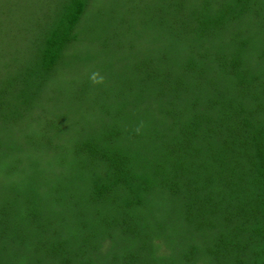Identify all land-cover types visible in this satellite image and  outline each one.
<instances>
[{
	"label": "trees",
	"instance_id": "16d2710c",
	"mask_svg": "<svg viewBox=\"0 0 264 264\" xmlns=\"http://www.w3.org/2000/svg\"><path fill=\"white\" fill-rule=\"evenodd\" d=\"M236 1L48 0L55 17L46 24L38 59L19 72L21 86L40 83L35 75L51 74L61 60L70 63L74 58L64 50L78 43L83 31V42L89 37L101 44L114 41L117 30L124 35L160 22L162 34L175 35L169 21L184 6L199 21L180 43L178 58L173 40H162L157 31L149 34V42L169 45L161 60L174 61L175 80H164L171 72L165 70L162 82L131 97L133 109L125 116L129 123H138L134 116L151 121L139 130L144 134L129 129L118 138L124 134L122 122L114 140L88 142L91 154L82 160L87 173L47 126L14 141L12 125L4 122L14 112L5 97L12 84L10 79L1 83L0 171L19 172L17 155L25 143L29 150L48 152V180L44 190L35 191L31 178L23 177L27 185L15 194H8L6 185L11 190L16 177L0 184V264H264V80L249 85L255 64L264 70V0H254L257 28L248 26L250 17L240 6L253 0ZM11 6L25 14L29 30L45 9L42 0H15ZM106 22L120 27L106 34ZM89 51V57L96 55L92 47ZM6 60L2 55L0 65ZM111 112L119 122L122 114ZM93 171L100 174L91 176ZM44 193L49 202L39 200ZM20 197L26 204L20 205ZM69 198L82 206L83 212L75 210L81 219H102L83 240L55 207L56 200L73 206Z\"/></svg>",
	"mask_w": 264,
	"mask_h": 264
},
{
	"label": "rangeland",
	"instance_id": "374dc122",
	"mask_svg": "<svg viewBox=\"0 0 264 264\" xmlns=\"http://www.w3.org/2000/svg\"><path fill=\"white\" fill-rule=\"evenodd\" d=\"M42 1L45 4V9L38 13L41 16L40 22L35 23L36 25L29 30L25 25L29 24L25 14L20 11L15 13L11 6L15 0H12L11 4H9V0H0V57L3 55L5 59H8L6 66L0 65V85L3 81L11 80L12 86L9 87L5 97L9 99L8 106L10 109H14L12 117L4 118V122L12 125V136L15 142L25 141L26 134L31 130L32 132L43 131L47 126L52 131H56L59 138H62L63 151L80 158L81 161L78 162L82 169L81 173H87L88 164L82 160L91 154L89 143L98 145L103 140H107L106 138L114 140L116 136L114 132L122 122L126 123L120 132L124 134L118 135V138L127 136L130 132L129 129H134L136 134H142L143 132L139 130L142 131L146 126H149L151 121H144L142 116H134L138 123H129L131 122L129 115H125L128 110L133 109L131 107L135 98L131 97L135 93L143 92L147 84L152 86L157 82H162L165 70L171 69V72L169 78L166 76L164 80H175L174 61L161 60L163 52L169 45L164 44L162 46L158 42H149V34L152 31H157L160 33L161 39L163 38L162 40H173L174 57L178 58L181 54L178 49L180 43L188 41V36H190L199 19L197 16L194 18L190 10H187L188 7L184 6L185 11H176V18H171L169 21L171 28L177 31L175 35H171L167 30L162 34L163 28L159 27L161 23L157 22L158 24L152 27L143 26L137 31L132 30L134 32L130 31L124 35L121 30H117L118 33L117 36H114V41H106L101 44L99 42L91 43L89 37H87V42H83L85 39V32L83 31L79 41L83 43L75 42L74 45L64 50L65 54L67 53L74 58L70 63H68L69 60L66 61L63 58L64 60L58 62V67L54 66L51 74L35 75L40 83L34 81L35 86L34 84L33 86H21L24 77L20 76L19 72L38 59L39 49L46 37V24L53 21L55 17L48 0ZM157 1L152 0V3ZM230 2L235 4L237 1L230 0ZM240 6L244 9V15L247 18L250 17L248 26L257 28L258 18L254 12L259 8V3H255L253 0L251 4H241ZM85 20L80 23L84 24ZM103 24L104 27L110 25V27H106V34L120 27V25L112 26L107 22ZM97 30L94 29V32ZM220 30L224 31L225 28ZM213 31L214 29H209L208 33ZM225 33L229 32L225 31ZM232 35L230 33L227 37ZM137 36L138 40H135ZM117 39L120 41H116ZM90 47L95 50L96 55L89 57ZM138 64L139 68L135 69ZM33 65L35 66V64ZM253 76L254 78L251 79L253 81L249 85H260L264 80V70L263 72L260 71L255 64ZM233 78L236 79L235 75ZM37 84L40 86L38 87ZM169 84L174 85V83ZM166 85L162 88L163 92L167 89ZM227 86L230 89H239V86ZM19 89L30 93L29 95H22L18 92ZM115 109L122 114L119 122L110 117L113 114L111 111H115ZM147 116L151 117L148 113ZM166 125L162 124L164 127ZM0 126L3 125L0 124ZM4 130L7 131L6 127L1 128V131ZM23 145L26 146L25 151L23 150L24 153L17 155L22 157V160L18 161L19 169H17L19 172L8 173V176L17 178V182L11 184V187L13 186L11 190L8 188L9 185H6L8 194L17 193L21 187L25 189L27 183H24L26 179L23 177L31 178L33 186H37L36 189L34 187L35 191L40 188L44 190L47 185L48 179L45 180V176L48 174V152L43 148H31L29 150L31 145L25 143ZM96 174H100V172H90L91 176H96ZM8 176L0 171V184H6L11 179ZM29 187L32 188L30 185ZM23 195L25 196L26 193ZM40 195L43 197L39 200L43 203L50 201L49 195L47 196L45 193ZM18 199L20 205L26 204L21 197ZM74 199H67L73 206L67 201L63 206L60 200H56L57 206L55 207L59 209V215L63 221L71 226L72 231L78 234L80 240H83L89 236L88 234H93L94 226L101 224L102 219L97 216L93 219L89 215L81 219L82 217L75 210L79 209V212H83L82 206H77ZM60 206L64 209H61ZM97 208L98 205L95 204L94 212L97 211ZM45 209L44 206L43 210ZM51 210L50 207V212ZM46 213L47 209L45 215ZM34 222L37 221L34 220ZM25 253H28V250Z\"/></svg>",
	"mask_w": 264,
	"mask_h": 264
},
{
	"label": "clouds",
	"instance_id": "9594fccd",
	"mask_svg": "<svg viewBox=\"0 0 264 264\" xmlns=\"http://www.w3.org/2000/svg\"><path fill=\"white\" fill-rule=\"evenodd\" d=\"M93 79H95V77H93Z\"/></svg>",
	"mask_w": 264,
	"mask_h": 264
}]
</instances>
